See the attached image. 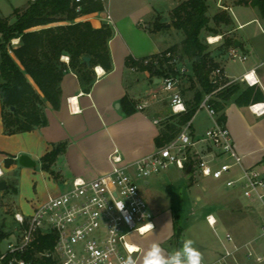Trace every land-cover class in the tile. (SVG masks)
Wrapping results in <instances>:
<instances>
[{
    "label": "crops",
    "instance_id": "1",
    "mask_svg": "<svg viewBox=\"0 0 264 264\" xmlns=\"http://www.w3.org/2000/svg\"><path fill=\"white\" fill-rule=\"evenodd\" d=\"M109 8L113 17V37L109 42L112 70L106 71L100 66L103 74L98 76L95 67V82L90 90H87L88 87L81 83L72 70L67 72L62 82L60 109L55 110L51 105L46 108L47 126L31 132L7 134L2 120L0 98V138L5 144L4 150L8 153L6 160H0L2 179L19 174L18 187L22 197L36 196L38 191H46L45 198L58 196L75 178L93 181L109 174L112 171L110 159L115 150L120 152L123 164H130L153 154L169 143L160 146L158 138L171 123L173 116L170 95L162 90L160 76L156 71L141 70L129 65V61L140 63L170 47L161 49L148 33H142L137 15L133 17V29L129 31L115 20L111 1ZM224 10L232 21L229 33L236 41L235 47L239 54L247 56V60L243 61L240 67L230 69L228 63L231 60L229 53L232 47H224L223 41L217 55L212 57L218 67L224 69L229 80H236L230 87H238V92L224 102L225 122L236 151L243 159L244 168L258 170L259 167L262 169L259 172L264 178V116L257 117L249 110L251 104L264 102V18L258 8L237 2L228 8L224 7ZM90 22L95 28L104 25L97 18ZM253 24L258 25V30L246 31ZM146 28L151 27L148 25ZM254 68L260 80L259 84L249 87L247 83L239 81ZM251 88L258 92L259 100L254 101L253 96L249 99V104L246 103L248 99L239 102L240 95ZM73 97H78V106L81 109L76 115L71 114L68 107V100ZM186 100L189 102L191 99ZM139 106L143 108L140 110ZM196 115L193 118L191 135L194 139H201L213 126V122L208 117L212 126L201 132L200 127L195 125ZM58 148L62 150L51 165V170H44L43 158ZM199 150L208 156L212 153V149L201 144ZM23 155L30 157L37 166H21L19 158ZM226 160L228 159L225 157L218 159ZM192 174L191 171L187 175ZM13 189L18 192L17 182ZM45 201H40L39 205ZM248 204L257 211L261 209L259 204L252 205L249 201ZM149 206L155 215L150 203ZM34 209L28 215H31ZM176 222L171 210L159 213L155 215V230L144 237H135L143 250L139 264H143L144 255L153 242L161 245L165 256L170 254L167 246L172 247L174 251L177 249L174 243Z\"/></svg>",
    "mask_w": 264,
    "mask_h": 264
},
{
    "label": "built area",
    "instance_id": "2",
    "mask_svg": "<svg viewBox=\"0 0 264 264\" xmlns=\"http://www.w3.org/2000/svg\"><path fill=\"white\" fill-rule=\"evenodd\" d=\"M2 1L5 0H0ZM94 2L100 4L102 10L85 14L89 0H71L78 15L76 21L90 22L97 18L111 27L113 17L109 8L110 0ZM18 44L19 39L13 40L11 45L16 47ZM229 54L231 60H247V56L239 54L236 47H232ZM63 61L69 63V58ZM144 65H154L160 70V85L170 95L172 115L186 114L188 108L183 83L188 79V69L182 60L171 51H164L154 58L144 60ZM243 76L239 81L247 83ZM210 80L214 89L204 96L197 113L205 111L213 126L201 139H194L191 135L192 119L177 138L133 163L123 164L120 152L115 150L111 155L112 171L109 174L93 181L75 178L63 193L49 196L31 215L15 213L18 228L15 234H10L0 243V264H120V260L129 254L126 247L128 245L135 247L136 251L132 255L136 264H139L143 250L135 237H144L155 230L154 227L141 234L135 228L147 222L155 226V215L140 191L139 182L148 186L151 177L172 167L186 171L191 165L192 172L198 176L221 182L226 188L239 191L252 205L264 207V178L258 170L244 168L243 159L236 151L226 122L219 118L220 113L215 109L218 95L236 80H229L221 67L212 70ZM177 98L184 108L174 112L173 106ZM70 101L71 98L68 100L69 111L79 105L78 101L75 105ZM142 108L138 107L140 110ZM200 144L212 149V153L209 156L204 154L199 150ZM221 157L228 160L218 161ZM2 178L3 172L0 169V179ZM78 179L83 180V183L77 184ZM119 201L124 202L123 213L117 207ZM125 214L131 217V223L126 222ZM217 222L214 217V223L208 224L215 228ZM262 229L264 232V218ZM12 236L13 239L10 240ZM6 241L8 243L4 247ZM223 244L224 255L211 264H230L231 260L236 261V254L242 249H246V257H255L258 263L264 261V255L257 254L250 244L237 246L230 234L225 236ZM94 252H99L100 256H94Z\"/></svg>",
    "mask_w": 264,
    "mask_h": 264
},
{
    "label": "trees",
    "instance_id": "3",
    "mask_svg": "<svg viewBox=\"0 0 264 264\" xmlns=\"http://www.w3.org/2000/svg\"><path fill=\"white\" fill-rule=\"evenodd\" d=\"M244 4L258 8L264 18V0H238ZM102 10V6L94 0H89L85 14ZM207 0H187L176 7L172 20L177 30L184 34L180 47L174 46L171 51L182 61H190L193 73L188 75V86L183 83V93H192V99L187 102L188 112L184 115L172 116L171 123L161 132L158 143L162 146L175 139L186 125L196 115L204 96L214 87L210 76L218 64L210 57L208 45L202 40L211 29V18L208 15ZM15 21L3 17L0 13V98L2 103V120L5 132L9 135L31 132L47 126L46 108L51 105L60 109L62 100V82L65 74L72 70L81 83L90 90L95 82L94 68L102 66L106 71L112 70V58L109 42L113 30L104 24L95 28L89 21H76L78 15L71 0H36L29 1L25 9H15ZM213 21L217 25L230 27L231 19L226 12L216 14ZM167 25L157 24L156 30H163ZM220 35V34H218ZM19 39V44L12 47V41ZM236 41L230 37L224 41V47H235ZM11 51V52H10ZM91 58V67L83 61V57ZM61 57H68L66 63ZM155 57V56H153ZM129 65L141 70L154 72L155 69L143 66L135 61ZM238 92V87H229L218 95L215 109L219 118L225 121L223 113L225 105L232 95ZM254 96L258 99L255 89L246 90L238 101ZM175 120V121H174ZM61 148L54 150L43 158V169L51 170V165ZM11 164L10 161H6ZM8 190L5 191L7 193ZM181 229L175 224V238L180 239ZM0 228V243L8 238ZM177 249L182 243L176 244Z\"/></svg>",
    "mask_w": 264,
    "mask_h": 264
},
{
    "label": "rangeland",
    "instance_id": "4",
    "mask_svg": "<svg viewBox=\"0 0 264 264\" xmlns=\"http://www.w3.org/2000/svg\"><path fill=\"white\" fill-rule=\"evenodd\" d=\"M111 10L115 20H118L123 27L133 29V17L138 16L141 22L142 33L148 35L159 44L161 49L180 47L184 40V34L177 30L172 20L174 9L185 0H110ZM209 4L208 15L211 18L210 27L217 30L214 33L206 32L202 35V40L208 45L210 57L217 55V51L222 47L221 44L232 34L229 33L230 27L217 25L213 18L216 14L225 12L224 7L228 8L238 0H207ZM29 0H5L0 2V13L3 17L10 18L11 23L15 21L13 12L15 9H25ZM167 25L163 30H156V25ZM117 25V24H116ZM150 29H147V26ZM264 29V28H263ZM258 30V25L253 24L246 31ZM241 33V32H240ZM220 34V35H218ZM219 37L218 42L211 43V38ZM18 40V39H14ZM169 48V49H170ZM154 58V57H152ZM228 59V58H227ZM229 61V60H228ZM230 60L229 68L237 69L241 66V61ZM143 66L144 61L140 62ZM139 63V64H140ZM182 63L188 69V75L193 73L190 61L183 60ZM148 67L155 69L158 76L161 72L156 66ZM188 86L187 79L184 81ZM193 94L187 93L186 98L192 99ZM197 118V119H196ZM196 126L200 131H205L212 126L208 121L205 111H200L196 115ZM5 144L0 138V160L8 158L7 151L4 150ZM6 152V153H3ZM262 171L261 168H257ZM196 175V177H194ZM198 177V178H197ZM6 179V180H5ZM5 180L8 184L7 193L0 190V228L7 234H15L18 225L14 219L16 212L25 215L45 201L47 192L38 191V195L22 197L19 189V174L5 176L0 182ZM150 185L143 186L139 182L140 191L152 205L153 211L157 216L171 210L177 225L181 229L180 239L174 240L175 245L182 243L185 239H192L203 255V264H211L218 261L224 255V239L230 234L237 246L243 247L250 244L254 251L259 255H264V232L262 229V218H264V207L258 211L248 204L239 191L226 188L221 182L205 179L198 176L195 172L187 175L185 171L175 167L168 171L155 175L149 179ZM205 181L209 182L206 183ZM17 182L18 192L14 191ZM31 196V197H30ZM40 200V201H39ZM263 206V205H259ZM156 208V209H155ZM158 210V211H157ZM214 215L217 225L212 228L207 221V217ZM10 225V227L7 226ZM13 239V236L10 240ZM4 243V247L7 245ZM227 245V244H226ZM169 253L174 249L167 246ZM230 264H264L256 262L255 257H246V249H242L236 254V261L231 260Z\"/></svg>",
    "mask_w": 264,
    "mask_h": 264
},
{
    "label": "clouds",
    "instance_id": "5",
    "mask_svg": "<svg viewBox=\"0 0 264 264\" xmlns=\"http://www.w3.org/2000/svg\"><path fill=\"white\" fill-rule=\"evenodd\" d=\"M219 39V37H217ZM211 42V41H210ZM62 60H67V57H61ZM95 72L98 76L103 74V69L100 66L95 68ZM243 80L247 82L249 87L255 86L260 83L258 76L256 75V69H252L250 72L246 73L243 76ZM78 97L71 98V104H77ZM184 108L183 104L179 102V98L174 102L173 111L178 112L182 111ZM250 111L256 116H264V102H259L256 104H252L249 106ZM71 114L76 115L79 114L81 109L77 106L73 109H70ZM167 155V153H165ZM77 184H82L83 180H77ZM133 192V190H132ZM117 207L120 211L124 212V202L119 201L117 203ZM19 219V216L17 217ZM125 220L128 223H131V217L125 214ZM208 223H214V217L209 216L207 218ZM154 224L151 222H147L146 224H140L136 226V230L141 233H147L154 229ZM115 231V229H113ZM92 247L91 245L89 246ZM127 251L128 255L120 260V264H136V260L134 259L132 253L136 251L135 247L132 245H128ZM94 256H100L99 252H94ZM143 264H203V255L201 251L195 247V242L192 239H185L182 242V246L179 249H176L174 252L169 255H164V249L161 247L159 243L153 242L148 249V251L144 255Z\"/></svg>",
    "mask_w": 264,
    "mask_h": 264
},
{
    "label": "water",
    "instance_id": "6",
    "mask_svg": "<svg viewBox=\"0 0 264 264\" xmlns=\"http://www.w3.org/2000/svg\"><path fill=\"white\" fill-rule=\"evenodd\" d=\"M83 61L87 64L88 67H91V58L90 57H87V56L83 57ZM19 164L21 166L27 167V168H34L37 166V164L30 157H28L26 155H23L19 158ZM191 171H192V166L189 165L187 167L186 173L190 174ZM7 187H8V184L5 180L0 182V190L2 192L6 191Z\"/></svg>",
    "mask_w": 264,
    "mask_h": 264
},
{
    "label": "bare ground",
    "instance_id": "7",
    "mask_svg": "<svg viewBox=\"0 0 264 264\" xmlns=\"http://www.w3.org/2000/svg\"><path fill=\"white\" fill-rule=\"evenodd\" d=\"M218 40H219V39H217V38H213V37L210 39L211 43L218 42ZM1 172H2V170H1Z\"/></svg>",
    "mask_w": 264,
    "mask_h": 264
}]
</instances>
